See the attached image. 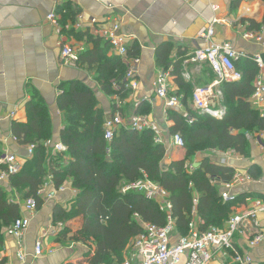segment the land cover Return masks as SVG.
Segmentation results:
<instances>
[{
	"label": "trees",
	"instance_id": "trees-1",
	"mask_svg": "<svg viewBox=\"0 0 264 264\" xmlns=\"http://www.w3.org/2000/svg\"><path fill=\"white\" fill-rule=\"evenodd\" d=\"M78 14V9L71 3L61 4L57 10L63 26L74 22ZM246 21L250 24L249 30L260 31L264 25V19L261 23L251 19ZM76 36L85 37L93 43L92 48L81 53L80 63L98 64L103 89L111 96L116 94L123 102L131 94L125 79L128 66L120 56H109L111 45L103 38L95 37L89 31ZM175 49L174 43L164 42L156 48L155 57L156 64L169 70L174 77L179 87L177 94L183 95V103L194 118V122L189 123L181 113L168 110L167 118L174 122L169 130L171 135L179 133L185 140L187 154L184 159L173 160L165 166L166 148L155 141L152 130L138 131L123 127L108 141L104 130L105 113L98 108L94 90L77 80L63 83L58 96V106L65 121L60 138L67 147L66 153H47L46 144L53 139L54 126L50 108L40 93L34 92L26 103L27 122L12 123V133L16 139L21 144L35 145V150L23 169L12 176L11 186L23 199L35 197L39 210L44 201L38 192L48 177L53 176L57 189L68 177H72L78 195L68 203V207L56 205L53 220L64 225L60 241L66 242L72 233L70 241L88 246L83 256L89 264H121L129 253L132 240L144 231V223L159 226L168 223L167 212L162 211L158 203L148 199L144 193L123 192L125 184L144 176L169 193L178 237L188 235L189 225L195 217L201 219L199 228L202 231L223 227L234 212L233 207L245 200L241 195L234 201L224 202L220 195L215 181H231L235 175L232 167L218 164L207 157L192 172L186 167L189 156L203 147L249 154L246 132L264 131V115L251 101L259 67L250 57L237 60L235 65L242 78L224 82L221 86L225 114L200 115L189 103L194 82L186 78L183 71L189 53L180 48L176 58L173 55ZM131 50L132 56H140L138 45ZM262 57L264 59V53ZM114 82L118 88L116 90L113 89ZM120 110L123 113V109ZM137 114H149V111L142 108ZM66 156L70 160L64 165ZM250 173L257 177L253 171ZM195 192L198 194L197 203ZM20 216L19 203L12 201L7 189L0 186V245L3 230L8 229ZM75 219H81L82 223L73 230L69 222Z\"/></svg>",
	"mask_w": 264,
	"mask_h": 264
},
{
	"label": "crops",
	"instance_id": "crops-1",
	"mask_svg": "<svg viewBox=\"0 0 264 264\" xmlns=\"http://www.w3.org/2000/svg\"><path fill=\"white\" fill-rule=\"evenodd\" d=\"M64 3L73 4L79 14L74 22L63 26L59 15L58 21H50L48 15ZM213 6H217L216 10ZM121 19L123 32L133 37L134 46L140 47L141 58L136 76L137 87L132 88L130 96L123 101L122 114L127 120L140 109H147L150 118L166 132L174 122L168 120L165 101L156 96L153 86L154 79L161 69L156 64L155 57L159 45L172 42L176 46L173 53L176 58L180 48L186 50L189 57L195 50L207 45L199 33L217 19L219 21L215 24L212 42H229L237 49L264 53V25L260 30H263L262 41L244 35L246 31H258L249 30L250 24L246 19L258 23L263 21L264 0H0V154L13 152L19 156L22 163L27 158L30 144H21L15 139L12 123L27 122L26 103L31 100L34 92L40 93L50 108L54 135L46 144L48 154L53 152L55 143L62 142L60 132L65 127V121L58 106V96L63 83L77 80L92 88L97 97L98 108L105 113V120L116 112L115 106L119 99L116 94L111 96L103 89L98 75V64L81 62L77 66L66 65L61 59V47L68 42L85 50L92 48V42L76 35L89 31L99 37L98 27L110 26L114 21ZM113 55L110 49L109 56ZM208 67L207 63L185 61L183 71L186 78L196 85V78L205 80L209 75ZM259 73L264 80V70ZM171 80L172 88L175 92L179 91L173 76ZM112 85L114 90L118 89L115 82ZM180 96L183 98V95ZM251 101L253 103L252 97ZM189 103L193 108L191 96ZM253 105L264 115V100ZM219 108H225L224 102ZM185 109H188L186 105ZM249 132H246L249 142L248 155L239 154L234 150H209L208 155H205L209 159L211 155H215V159L210 160L218 164H222L220 159L224 158L226 164L222 165L232 167L235 174L251 176L252 180L240 182L232 190L236 197H245L243 202L236 205L234 212L252 209L256 199L264 201V131L254 130V134ZM173 149L170 145L166 151ZM185 157L186 154L173 159L170 157V163ZM69 160L70 157L66 156L64 165H67ZM251 171L257 177H254ZM72 183L73 178L68 177L62 185L65 189L60 191L62 186L55 188L53 177H48L41 187L40 197L44 204L24 233L23 248L20 247L17 237L8 234L7 228L3 230V242L0 245L1 264H89L83 256L88 251V246L70 241L72 233L68 235L66 242L60 241L64 225L54 223L53 220L54 207H68V203L78 195V190ZM0 186L7 189L9 198H22L11 186V181L0 182ZM49 195L54 197L49 198ZM195 196H198L196 192ZM20 211L22 213L21 204ZM258 219L264 227V216L261 213L258 214ZM81 223V219H75L70 221L69 225L76 230ZM40 239L43 242V253L36 256L35 245ZM237 244L243 250L248 249L256 262L264 264V243L249 248L247 239L241 237L238 238ZM20 254L24 256L23 259H20ZM127 256L128 254L125 258ZM217 262L235 264L232 259Z\"/></svg>",
	"mask_w": 264,
	"mask_h": 264
},
{
	"label": "built area",
	"instance_id": "built-area-1",
	"mask_svg": "<svg viewBox=\"0 0 264 264\" xmlns=\"http://www.w3.org/2000/svg\"><path fill=\"white\" fill-rule=\"evenodd\" d=\"M216 7L213 6L215 10ZM57 10L48 15L50 21H58ZM218 21L217 19L213 20L209 26L200 31L199 36L206 41L207 45L195 50L186 60L187 62L207 63L216 75V79L209 85L194 89L191 101L193 108L198 112L205 108L223 109L219 108L224 102L222 84L238 81L242 78V73L235 65L237 60L250 57L257 63L260 71L264 70L262 53L237 49L229 42L221 44L212 42L215 35V24ZM122 25V19L116 20L110 26L98 27L97 34L108 41L114 55L120 56L126 63L128 66L125 76L128 81L127 87L135 89L137 87L138 65L141 58L140 56L134 57L131 55V49L134 46L133 37L123 32ZM262 32L263 30L257 32L246 31L244 35L247 38H256L262 41ZM84 51V48L66 42L61 47V59L66 65L77 66L80 63V55ZM171 79L172 75L169 70L159 69L153 82L155 94L165 101L166 109L181 113L189 123H193L194 118L185 109L183 98L172 88ZM252 98L255 105L264 100V80L260 75L255 80V91ZM122 106L123 102L118 100L116 103L117 111L105 120V138L108 141H111L115 137V133L123 127H131L138 131L152 130L156 133L155 141L164 143L161 129L148 114H135L130 119L125 120L120 110ZM171 143L175 148L183 149L185 147V140L179 133L171 136ZM34 150L35 145L30 144L24 163L13 152L0 154V182L11 181L12 176L19 173L25 162L33 156ZM52 151L53 154L66 153L67 147L62 142H58L53 145ZM220 163L226 164V159L221 158ZM186 168L188 170L189 166L187 165ZM190 168L191 171L194 170L193 166ZM50 177L53 176L50 175ZM250 180H252L250 175L235 174L229 182L220 181L219 179H216L215 182L218 184L223 201L231 202L237 199L236 195L232 193L233 188L240 182ZM64 189V186H62L59 190L63 191ZM130 191L144 193L148 199L157 202L161 210L167 212L168 223L164 226L144 223V231L132 240L128 256L121 264H183V260H185V264H210L211 261L225 262L228 259H232L235 264H259L248 249L243 250L239 247L237 240L241 237L246 238L249 248L258 247L264 243V227L258 219L259 213L264 216L263 200L256 199L253 208L248 211L232 212L223 227H211L202 231L199 228L201 219L195 217L189 225L188 235L174 237L175 220L172 216L173 206L169 200V193L147 176L125 184L123 192ZM41 193L42 188L38 192L39 196H41ZM53 195L48 197L53 198ZM10 199L19 203V205L21 204L22 213L7 229V232L9 235L17 237L20 247L23 248L24 233L31 226L32 218L38 212L37 201L35 197L22 199L10 196ZM197 202L196 196L195 203ZM42 253L43 242L40 239L36 242L35 254L40 256ZM23 258L24 256L20 254V259Z\"/></svg>",
	"mask_w": 264,
	"mask_h": 264
},
{
	"label": "rangeland",
	"instance_id": "rangeland-1",
	"mask_svg": "<svg viewBox=\"0 0 264 264\" xmlns=\"http://www.w3.org/2000/svg\"><path fill=\"white\" fill-rule=\"evenodd\" d=\"M209 69L207 70V73H209V75L205 78V80L204 79H200V78H196V85L194 86V88H193V90L191 91V93H190V96L193 94V92H194V89L195 88H198V87H204V86H206V85H209L210 83H212L214 80H215V75H214V73L212 72V70H211V68L210 67H208ZM191 80V79H190ZM209 80V82H206V81H208ZM182 95V94H181ZM192 97V96H191ZM168 129V128H167ZM161 131V135H162V138H163V140H164V143H161V144H164L165 145V147L166 148H169V146L170 145H172V143H171V134H170V131H162V130H160ZM165 132V133H164ZM155 133V132H154ZM250 134H254V130H252V131H250L249 132ZM155 135H156V133H155ZM173 146V145H172ZM174 147V146H173ZM168 150V149H167ZM170 150V149H169ZM209 150L210 149H207V148H205V147H203V148H199L198 150H196L195 151V153L194 154H192V155H190L189 157L190 158H188V160H187V165L189 166V169H188V171H190V172H192L191 171V166H193L194 167V169L196 168V167H198L199 166V163L201 162V160H202V158L203 157H206L207 155H208V152H209ZM169 152V151H168ZM167 151H166V154L168 153ZM170 154L168 155L167 154V157H165V160H164V165L165 166H167L169 163H170V157H171V159H173V158H176V157H182L183 155H185V154H187V149L186 148H183V149H176L175 147H174V149L173 150H171L170 152H169ZM210 154V153H209ZM206 155V156H205ZM168 156H169V158H168ZM214 156L215 155H211V157H210V159L211 160H214L215 158H214ZM233 209H237V207H236V205L233 207ZM176 226V225H175ZM174 226V227H175ZM216 227H220V226H216ZM173 236L174 237H177L178 235H177V233H176V231L174 230V233H173ZM177 239V238H176ZM183 264H185V260H183ZM210 264H220V263H218L217 261H211V263Z\"/></svg>",
	"mask_w": 264,
	"mask_h": 264
},
{
	"label": "water",
	"instance_id": "water-1",
	"mask_svg": "<svg viewBox=\"0 0 264 264\" xmlns=\"http://www.w3.org/2000/svg\"><path fill=\"white\" fill-rule=\"evenodd\" d=\"M225 108L221 109V110H216V109H212V108H205L201 111H199L198 113L201 115V114H204V113H210L214 116H223L225 114Z\"/></svg>",
	"mask_w": 264,
	"mask_h": 264
}]
</instances>
